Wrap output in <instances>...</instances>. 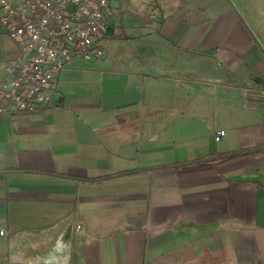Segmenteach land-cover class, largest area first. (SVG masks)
Masks as SVG:
<instances>
[{
	"label": "crops",
	"instance_id": "obj_1",
	"mask_svg": "<svg viewBox=\"0 0 264 264\" xmlns=\"http://www.w3.org/2000/svg\"><path fill=\"white\" fill-rule=\"evenodd\" d=\"M112 5L56 105L0 112V264H264V0Z\"/></svg>",
	"mask_w": 264,
	"mask_h": 264
},
{
	"label": "built area",
	"instance_id": "obj_2",
	"mask_svg": "<svg viewBox=\"0 0 264 264\" xmlns=\"http://www.w3.org/2000/svg\"><path fill=\"white\" fill-rule=\"evenodd\" d=\"M112 1L0 0V25L17 51L0 60L5 69L0 79V112L36 111L56 105L58 73L102 57L105 28L114 12ZM224 133L218 126L215 139ZM68 227L70 234H83L78 221ZM49 228L40 232L47 235ZM63 233L59 232L57 244L70 249L72 241L63 240ZM63 264H68V258Z\"/></svg>",
	"mask_w": 264,
	"mask_h": 264
}]
</instances>
